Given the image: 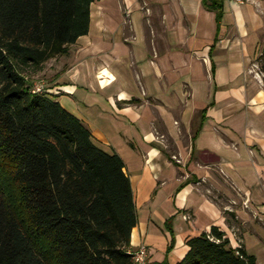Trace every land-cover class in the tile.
<instances>
[{
  "label": "crops",
  "instance_id": "0c3cea01",
  "mask_svg": "<svg viewBox=\"0 0 264 264\" xmlns=\"http://www.w3.org/2000/svg\"><path fill=\"white\" fill-rule=\"evenodd\" d=\"M220 2L217 21L203 0H96L88 33L36 73L123 161L149 264L212 228L264 264V0Z\"/></svg>",
  "mask_w": 264,
  "mask_h": 264
},
{
  "label": "trees",
  "instance_id": "16d2710c",
  "mask_svg": "<svg viewBox=\"0 0 264 264\" xmlns=\"http://www.w3.org/2000/svg\"><path fill=\"white\" fill-rule=\"evenodd\" d=\"M95 1L0 0V264H133L137 213L123 161L29 84L88 33ZM203 3L218 21L220 0ZM185 245L175 264H257L216 228Z\"/></svg>",
  "mask_w": 264,
  "mask_h": 264
},
{
  "label": "built area",
  "instance_id": "2783aa9c",
  "mask_svg": "<svg viewBox=\"0 0 264 264\" xmlns=\"http://www.w3.org/2000/svg\"><path fill=\"white\" fill-rule=\"evenodd\" d=\"M228 3H236V4H244L245 2H249L250 0H224ZM259 70V66L257 64H254L252 67V72H255ZM256 75V77L262 79V77H264V74L259 73V72H255L254 73ZM51 91V90H50ZM50 91H45L42 87H34L32 88V92L34 93H42V92H46L49 93ZM51 94V92L49 93ZM174 159L177 162H180V160H178L177 158L174 157ZM129 253L132 257L133 260V264H149V260L148 258V250L144 245H139L136 249L129 250Z\"/></svg>",
  "mask_w": 264,
  "mask_h": 264
},
{
  "label": "rangeland",
  "instance_id": "374dc122",
  "mask_svg": "<svg viewBox=\"0 0 264 264\" xmlns=\"http://www.w3.org/2000/svg\"><path fill=\"white\" fill-rule=\"evenodd\" d=\"M51 63V62H50ZM51 64H53V66H55V61H52V63ZM257 72H259V73H262V74H264L262 71H261V69H260V66H259V70H257L256 71V73ZM46 74V73H45ZM45 74L44 73H40L39 75L38 74H34V75H32L31 77H30V79H29V84L32 86V88H34V87H42L45 91L47 90V91H50L51 92V94L52 95H57V93L58 92H56V89L54 88V87H51V86H48V84L47 83H45V81H46V78H45ZM260 79V78H259ZM260 80H263L264 81V77H262V79H260ZM49 92V93H50ZM59 94V93H58ZM145 246V245H144ZM138 247V246H137ZM146 248H147V246H145ZM136 249V248H135ZM132 250H134V249H132ZM147 250H148V248H147ZM148 260H149V250H148V258H147Z\"/></svg>",
  "mask_w": 264,
  "mask_h": 264
}]
</instances>
